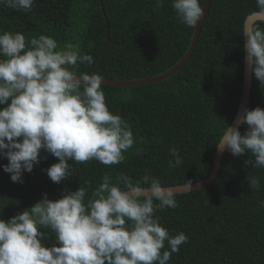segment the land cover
<instances>
[{
	"label": "trees",
	"instance_id": "1",
	"mask_svg": "<svg viewBox=\"0 0 264 264\" xmlns=\"http://www.w3.org/2000/svg\"><path fill=\"white\" fill-rule=\"evenodd\" d=\"M255 10V0H211L195 49L178 71L137 86L102 85L110 111L130 123L136 139L123 163L108 167L94 160L69 161L72 178L59 184L45 171L58 158L44 150L32 172L23 173V183L11 181L0 167L1 219L7 221L30 208L45 193L56 200L85 181L94 189L105 173L114 179L124 173L134 180L150 174L166 186L205 178L215 142L239 103L243 21ZM0 30L20 32L26 38L50 35L61 48L66 43L78 45L96 60L92 66L80 65V71L114 80L164 73L182 58L193 32L178 20L170 0H164L162 7L156 0H35L29 12L0 4ZM257 106L264 108V86L252 72L247 109ZM246 128L240 125L241 134ZM173 145L184 162L169 169L167 162L173 158L168 149ZM248 158L247 153L236 157L224 151L211 183L181 192L178 208L156 213L170 233L183 231L189 237L169 264H264V208L259 207L264 200V169L245 167ZM7 163L0 157V166ZM246 175L261 177L262 189L251 190ZM41 231L48 236L42 243L50 247L54 235Z\"/></svg>",
	"mask_w": 264,
	"mask_h": 264
},
{
	"label": "clouds",
	"instance_id": "2",
	"mask_svg": "<svg viewBox=\"0 0 264 264\" xmlns=\"http://www.w3.org/2000/svg\"><path fill=\"white\" fill-rule=\"evenodd\" d=\"M35 0H0L16 11L29 12ZM204 0H170L178 20L196 28L205 15ZM164 0H156L162 7ZM251 22L245 23L243 48L246 63L264 86V0H255ZM96 60L78 45L63 48L50 35L26 38L20 32L0 30V157L3 171L13 182L23 183L32 172L41 150L58 158L45 169L53 183L72 178L69 161H91L111 167L126 160L136 139L132 126L110 111L103 90V76L82 72L80 65ZM10 101V102H9ZM246 124L243 134L240 125ZM218 152L239 157L244 166L264 169V108L243 109L234 123L222 129L215 142ZM139 154L142 149H136ZM169 169L183 164L179 150L168 149ZM251 190L262 189L261 177L246 175ZM185 191L193 190L190 182ZM89 190L91 194L88 195ZM181 192L150 174L140 179L105 173L94 189L85 181L75 191L51 200L47 194L7 221L0 219V264H169L189 237L161 224L157 212L179 207ZM88 195L87 201L85 200ZM264 208V200L259 201ZM41 229L54 235L48 239ZM167 244V247H166Z\"/></svg>",
	"mask_w": 264,
	"mask_h": 264
},
{
	"label": "water",
	"instance_id": "3",
	"mask_svg": "<svg viewBox=\"0 0 264 264\" xmlns=\"http://www.w3.org/2000/svg\"><path fill=\"white\" fill-rule=\"evenodd\" d=\"M210 2H211V0H204V3L202 4V8L204 9L205 15L201 18L200 21H198L196 28H193L191 40H190V43L187 47L186 52L184 53L182 58L178 62H176L173 66H171L168 70H166L164 73L156 75V76L144 77V78L134 79V80H114L111 78L103 77V80H102L103 84L114 85V86H119V87L137 86V85H142V84H146V83H152V82H157V81L163 80V79L171 76L176 71H178L188 61L190 55L193 53V51L195 49V46H196V43L198 40V35L200 32V28H201V25L205 19V16H206V13L208 11ZM250 22H251V13L248 14L244 18L243 27H244L245 23H250ZM245 40H246V36L243 34V44L245 43ZM106 42H107V40L105 41L104 45H106ZM245 57H246V52L243 48V70H242L241 95H240V99H239V103H238L236 112H235L229 126H231L234 123V121L237 118V115L242 114L243 109L247 108L248 101L250 98L252 71H251L250 67L247 65ZM223 154H224V152L221 153V152H218L217 149H215V153L213 156V161H212V165H211V169H210L209 174L203 179L190 182L191 188L193 190L202 188L214 180V178L216 177V175L218 173ZM186 184L187 183H181V184H174V185H167V186H172L174 188V190H178L180 192L192 191V190L185 191L184 186ZM0 219H1V216H0Z\"/></svg>",
	"mask_w": 264,
	"mask_h": 264
}]
</instances>
